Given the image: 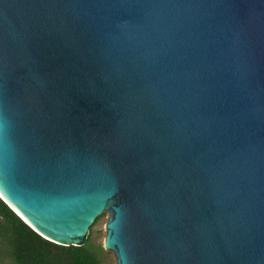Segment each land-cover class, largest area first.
<instances>
[{
  "label": "water",
  "instance_id": "95a60500",
  "mask_svg": "<svg viewBox=\"0 0 264 264\" xmlns=\"http://www.w3.org/2000/svg\"><path fill=\"white\" fill-rule=\"evenodd\" d=\"M0 188L116 264H264V0H0Z\"/></svg>",
  "mask_w": 264,
  "mask_h": 264
},
{
  "label": "trees",
  "instance_id": "16d2710c",
  "mask_svg": "<svg viewBox=\"0 0 264 264\" xmlns=\"http://www.w3.org/2000/svg\"><path fill=\"white\" fill-rule=\"evenodd\" d=\"M104 215L96 218L81 245L67 246L43 237L0 197V253L15 264H105L108 251L92 239L93 226Z\"/></svg>",
  "mask_w": 264,
  "mask_h": 264
},
{
  "label": "rangeland",
  "instance_id": "374dc122",
  "mask_svg": "<svg viewBox=\"0 0 264 264\" xmlns=\"http://www.w3.org/2000/svg\"><path fill=\"white\" fill-rule=\"evenodd\" d=\"M108 214H105L94 226H93V235L92 239L96 243H103L105 239V224L107 221ZM92 226V225H91ZM91 228V227H90ZM108 251V250H107ZM104 263L105 264H116L114 258L111 254V251L104 256ZM0 264H15L9 257L5 256L4 254L0 253Z\"/></svg>",
  "mask_w": 264,
  "mask_h": 264
},
{
  "label": "bare ground",
  "instance_id": "6f19581e",
  "mask_svg": "<svg viewBox=\"0 0 264 264\" xmlns=\"http://www.w3.org/2000/svg\"><path fill=\"white\" fill-rule=\"evenodd\" d=\"M0 192L2 193V195L11 203V205L15 208V209H17L19 212H20V214H22L35 228H36V226H35V224L31 221V219L17 206V205H15L10 199H8V197L5 195V193L2 191V189L0 188Z\"/></svg>",
  "mask_w": 264,
  "mask_h": 264
}]
</instances>
